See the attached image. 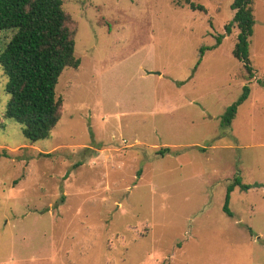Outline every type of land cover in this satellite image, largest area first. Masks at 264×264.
<instances>
[{"label":"rangeland","instance_id":"1","mask_svg":"<svg viewBox=\"0 0 264 264\" xmlns=\"http://www.w3.org/2000/svg\"><path fill=\"white\" fill-rule=\"evenodd\" d=\"M193 2L207 12L64 0L81 63L59 77L47 140L5 117L0 67V264H264V0H253L251 80L233 56L238 28L217 45L233 0ZM236 176L258 186L234 189L230 217Z\"/></svg>","mask_w":264,"mask_h":264},{"label":"trees","instance_id":"2","mask_svg":"<svg viewBox=\"0 0 264 264\" xmlns=\"http://www.w3.org/2000/svg\"><path fill=\"white\" fill-rule=\"evenodd\" d=\"M174 1L178 6L185 4L194 11L207 12L193 0ZM63 4L64 0H0V32L12 33L0 52V67L10 96L5 117L20 124L24 137L31 143L51 138L61 119L62 103L56 95L59 77L65 68L78 69L81 63L75 56V32L70 27L72 18L64 11ZM253 5V0H233L234 17L225 25V35L217 39V45H220L225 36L238 28L233 56L243 64L249 80L254 78L249 52L256 23ZM261 85L264 87V82ZM249 94L250 88L246 85L238 101L223 115V126L231 125L238 107ZM170 152L166 148L158 155L164 157ZM257 186L245 185L236 176L227 187L223 211L233 217L230 200L236 187L240 191H249Z\"/></svg>","mask_w":264,"mask_h":264}]
</instances>
